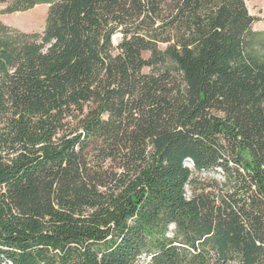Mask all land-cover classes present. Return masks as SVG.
<instances>
[{"label": "trees", "instance_id": "1", "mask_svg": "<svg viewBox=\"0 0 264 264\" xmlns=\"http://www.w3.org/2000/svg\"><path fill=\"white\" fill-rule=\"evenodd\" d=\"M0 264H264V31L244 0H0Z\"/></svg>", "mask_w": 264, "mask_h": 264}, {"label": "rangeland", "instance_id": "2", "mask_svg": "<svg viewBox=\"0 0 264 264\" xmlns=\"http://www.w3.org/2000/svg\"><path fill=\"white\" fill-rule=\"evenodd\" d=\"M244 1L249 14L255 18V23L252 25V30L254 32H263L264 0ZM3 8L4 5H1L0 9ZM47 9V6L40 5L26 12L2 15L0 16V20L6 26L24 33H41L44 28Z\"/></svg>", "mask_w": 264, "mask_h": 264}]
</instances>
